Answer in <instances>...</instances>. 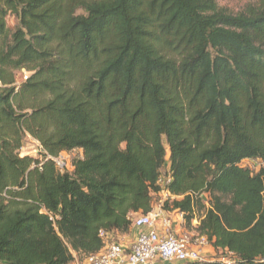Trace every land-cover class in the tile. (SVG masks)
I'll use <instances>...</instances> for the list:
<instances>
[{"label": "trees", "instance_id": "trees-1", "mask_svg": "<svg viewBox=\"0 0 264 264\" xmlns=\"http://www.w3.org/2000/svg\"><path fill=\"white\" fill-rule=\"evenodd\" d=\"M167 166L164 210L264 264V0H0V264L100 252Z\"/></svg>", "mask_w": 264, "mask_h": 264}, {"label": "built area", "instance_id": "built-area-1", "mask_svg": "<svg viewBox=\"0 0 264 264\" xmlns=\"http://www.w3.org/2000/svg\"><path fill=\"white\" fill-rule=\"evenodd\" d=\"M25 73L27 79L29 73ZM61 152L59 156H50L48 158L62 169L70 166V157L66 158ZM172 180L169 166H167L158 183L164 188L161 192L167 199L171 194L166 190ZM180 220L183 221V213L178 211ZM177 219L172 217V212L158 207L147 214L138 213L133 218L132 227L137 230V236L133 242L125 245L121 242L109 241L100 252L86 257L82 264H159L160 262L183 261L186 264L194 262L209 261L207 254L209 244L204 236L196 235L191 232H175ZM180 222V221H179ZM196 225V224H194ZM180 228V227H179ZM106 236L105 232L101 233ZM219 260L225 264H234V259L230 256H222ZM264 263V257L259 259Z\"/></svg>", "mask_w": 264, "mask_h": 264}, {"label": "rangeland", "instance_id": "rangeland-1", "mask_svg": "<svg viewBox=\"0 0 264 264\" xmlns=\"http://www.w3.org/2000/svg\"><path fill=\"white\" fill-rule=\"evenodd\" d=\"M248 0H218V4L220 7L228 10L231 13H238L241 10H243V8L247 5ZM8 25L12 28L15 25V20L13 17L8 19ZM25 73L22 71L17 72V81L18 83H20L21 81H23ZM39 147L40 144L39 142L34 139L32 136L28 135L24 141L23 147L21 149V153L22 155H32V156H38L39 155ZM69 154V153H68ZM68 154L63 153V155L68 158ZM83 154L82 150H74L69 154V157H75V156H80ZM246 165L251 166V167H255L258 165L257 161H246L245 162ZM167 198L162 195V194H157L154 195L153 197V207L154 209H157L158 207H162L164 208L165 206V202H166ZM172 217L176 218L178 221L180 220V217L178 215V211L172 212ZM194 224H198V221L195 220ZM182 227L183 230L187 231V229L184 226V219H183V223H182ZM193 233V231L191 232ZM113 240L115 242H120L119 238H117L116 234H114L113 236ZM205 248H209V245H206ZM211 252H208L207 257L210 260H214V259H219L220 257L226 255L223 252H215L210 250ZM83 263V259L81 256H77L76 257V261L71 263V264H82ZM167 264H185V262L183 261H176L173 263L167 262Z\"/></svg>", "mask_w": 264, "mask_h": 264}, {"label": "crops", "instance_id": "crops-1", "mask_svg": "<svg viewBox=\"0 0 264 264\" xmlns=\"http://www.w3.org/2000/svg\"><path fill=\"white\" fill-rule=\"evenodd\" d=\"M174 219H176V218L174 217ZM182 223H183V221H180V222L178 221L175 224L176 225L175 232H179V231L186 232L185 230H183ZM115 234H116L117 238H119L121 243L128 245L135 240V238L137 236V230L132 227L128 233L115 232ZM210 250L215 251L212 247H210V249H208V252H211ZM159 264H167V262L166 263L160 262Z\"/></svg>", "mask_w": 264, "mask_h": 264}]
</instances>
